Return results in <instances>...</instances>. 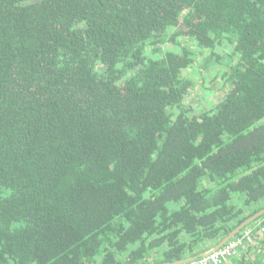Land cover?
<instances>
[{
  "label": "trees",
  "instance_id": "obj_1",
  "mask_svg": "<svg viewBox=\"0 0 264 264\" xmlns=\"http://www.w3.org/2000/svg\"><path fill=\"white\" fill-rule=\"evenodd\" d=\"M263 208L264 0H0V264L170 263Z\"/></svg>",
  "mask_w": 264,
  "mask_h": 264
},
{
  "label": "rangeland",
  "instance_id": "obj_2",
  "mask_svg": "<svg viewBox=\"0 0 264 264\" xmlns=\"http://www.w3.org/2000/svg\"><path fill=\"white\" fill-rule=\"evenodd\" d=\"M190 47L194 44L183 39ZM169 44L162 47L167 48ZM197 61L192 67L184 71V75L193 78L195 84L193 89L184 96V104L191 110V114H199L200 112L209 110L224 96L225 86L223 78L220 76L219 68H211L203 70L197 66ZM221 69V68H220ZM218 70L219 73H216Z\"/></svg>",
  "mask_w": 264,
  "mask_h": 264
},
{
  "label": "built area",
  "instance_id": "obj_3",
  "mask_svg": "<svg viewBox=\"0 0 264 264\" xmlns=\"http://www.w3.org/2000/svg\"><path fill=\"white\" fill-rule=\"evenodd\" d=\"M263 229L264 228L261 227V230ZM253 231L254 228L245 227L236 237H233L217 250L206 255L198 256L191 261L180 264H231V258L238 255L241 244L243 242H253Z\"/></svg>",
  "mask_w": 264,
  "mask_h": 264
},
{
  "label": "water",
  "instance_id": "obj_4",
  "mask_svg": "<svg viewBox=\"0 0 264 264\" xmlns=\"http://www.w3.org/2000/svg\"><path fill=\"white\" fill-rule=\"evenodd\" d=\"M29 2H33V0H31V1L29 0ZM263 213H264V208L259 210V211H257V212H255L251 216L247 217L242 222H240L238 225H236L228 234H226L224 237H222L215 244H213L211 247L207 248L203 252H201V253H199L197 255L187 256L185 258H182V259H179V260H175V261L170 262V263H162V264H180V263H185V262H188V261H191V260L197 258L198 256L206 255V254H209V253L217 250L219 247H221L223 244H225L230 238H232L234 235H236L241 229H243L250 222H252L256 218L261 216ZM151 264H155V263H151Z\"/></svg>",
  "mask_w": 264,
  "mask_h": 264
},
{
  "label": "crops",
  "instance_id": "obj_5",
  "mask_svg": "<svg viewBox=\"0 0 264 264\" xmlns=\"http://www.w3.org/2000/svg\"><path fill=\"white\" fill-rule=\"evenodd\" d=\"M213 245V244H212ZM212 245H208L207 248H209V246H212Z\"/></svg>",
  "mask_w": 264,
  "mask_h": 264
}]
</instances>
